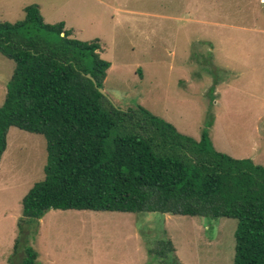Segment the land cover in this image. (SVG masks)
Segmentation results:
<instances>
[{"label":"rangeland","instance_id":"obj_1","mask_svg":"<svg viewBox=\"0 0 264 264\" xmlns=\"http://www.w3.org/2000/svg\"><path fill=\"white\" fill-rule=\"evenodd\" d=\"M37 5L43 22L99 40L110 63L103 90L122 110L141 106L233 159L264 167V0H0V21ZM15 64L0 54V106ZM46 140L8 129L0 158V264H18L15 239L37 264H233L236 220L160 213L50 210L21 219V200L44 178ZM21 230V229H20Z\"/></svg>","mask_w":264,"mask_h":264},{"label":"trees","instance_id":"obj_2","mask_svg":"<svg viewBox=\"0 0 264 264\" xmlns=\"http://www.w3.org/2000/svg\"><path fill=\"white\" fill-rule=\"evenodd\" d=\"M23 11L20 21H0V54L15 64L0 106V158L11 127L42 135L47 156L44 178L21 200L19 232L50 210L228 218L237 222L233 264H264V167L141 106L119 109L98 91L110 68L99 40L44 23L37 5ZM19 246L15 239L18 264H37L35 251ZM174 252L170 240L149 250L159 264Z\"/></svg>","mask_w":264,"mask_h":264},{"label":"water","instance_id":"obj_3","mask_svg":"<svg viewBox=\"0 0 264 264\" xmlns=\"http://www.w3.org/2000/svg\"><path fill=\"white\" fill-rule=\"evenodd\" d=\"M87 76V78H89V79H91L92 81H93V79L91 78V76L88 74V75H86ZM94 82V81H93ZM98 91H99V93L100 94H102V95H104V96H106V94H105V92H104V90L103 89H101V88H98ZM111 101V100H110ZM112 102V101H111Z\"/></svg>","mask_w":264,"mask_h":264}]
</instances>
